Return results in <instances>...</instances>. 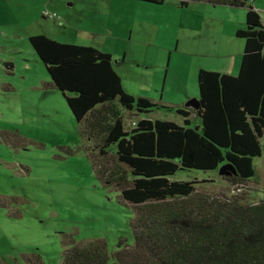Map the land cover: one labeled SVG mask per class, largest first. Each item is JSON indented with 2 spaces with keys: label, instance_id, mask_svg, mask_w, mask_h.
Here are the masks:
<instances>
[{
  "label": "trees",
  "instance_id": "trees-1",
  "mask_svg": "<svg viewBox=\"0 0 264 264\" xmlns=\"http://www.w3.org/2000/svg\"><path fill=\"white\" fill-rule=\"evenodd\" d=\"M199 1L246 8L245 28L235 32L244 42L238 73L197 72L200 126L189 125L185 105L175 109L182 124L151 118L153 110L174 108L126 93L110 54L28 37L94 148V174L134 211L131 245L110 255L103 240H70L61 264H264V200L240 204L197 189L195 180L170 179L178 168L211 171L229 163L236 174L222 178L242 184L263 154L264 17L247 0ZM24 257L41 264L37 255Z\"/></svg>",
  "mask_w": 264,
  "mask_h": 264
},
{
  "label": "rangeland",
  "instance_id": "rangeland-1",
  "mask_svg": "<svg viewBox=\"0 0 264 264\" xmlns=\"http://www.w3.org/2000/svg\"><path fill=\"white\" fill-rule=\"evenodd\" d=\"M255 4L264 17V0ZM83 6L84 0H0V264H28V255L39 256L41 264H61L70 240H103L110 255L134 241L132 206L94 174V148L61 91L44 86L50 77L28 41L44 34L63 43L97 44L98 34L72 29L66 22ZM91 9L88 14L100 29L105 15L98 6ZM43 12L57 17H44ZM87 21L83 18L84 27ZM122 78L126 87L143 88L130 84L126 71ZM149 114L181 122L175 111ZM123 115L131 117L126 111ZM195 124L199 120L192 119L191 126ZM261 141L263 154L253 159L254 175L242 184L225 181L218 174L222 165L211 171L178 168L170 179L195 180L197 189L240 204L262 201L264 136Z\"/></svg>",
  "mask_w": 264,
  "mask_h": 264
},
{
  "label": "crops",
  "instance_id": "crops-1",
  "mask_svg": "<svg viewBox=\"0 0 264 264\" xmlns=\"http://www.w3.org/2000/svg\"><path fill=\"white\" fill-rule=\"evenodd\" d=\"M255 1L248 0L260 13ZM181 2L84 0L80 13L65 18L72 29L85 28L87 32L101 37L97 44L78 45L95 47L110 54L112 59L116 58L111 62L112 68L120 77L126 93L157 100L174 108L168 111H175L188 100H198L196 76L200 68L235 75L244 44L235 32L245 28L246 13L244 8L236 10L229 5L199 0ZM88 5L89 8H85ZM93 6L100 7L105 15L100 29H96L88 14L94 10L91 9ZM83 18L88 20L87 27L83 26ZM58 25L62 26V21ZM119 64L120 70L116 68ZM123 71L130 75V84H143V88L126 87ZM49 82H45L44 86L54 89ZM188 107L189 125L192 119L200 123L197 110ZM157 113L159 111L154 115ZM180 116L181 122L178 123L182 124L184 117Z\"/></svg>",
  "mask_w": 264,
  "mask_h": 264
},
{
  "label": "water",
  "instance_id": "water-1",
  "mask_svg": "<svg viewBox=\"0 0 264 264\" xmlns=\"http://www.w3.org/2000/svg\"><path fill=\"white\" fill-rule=\"evenodd\" d=\"M185 106H191L196 110L199 108L198 101L196 99L188 100L185 103ZM218 174L223 176V177H226V176H230V175H235L236 171L231 164L224 163V164H222Z\"/></svg>",
  "mask_w": 264,
  "mask_h": 264
},
{
  "label": "built area",
  "instance_id": "built-area-1",
  "mask_svg": "<svg viewBox=\"0 0 264 264\" xmlns=\"http://www.w3.org/2000/svg\"><path fill=\"white\" fill-rule=\"evenodd\" d=\"M43 16L45 17H52V18H56L57 15L54 12H43ZM263 25H264V20H263ZM135 123L131 122V125L133 126Z\"/></svg>",
  "mask_w": 264,
  "mask_h": 264
}]
</instances>
